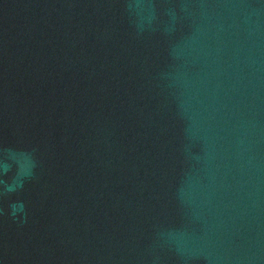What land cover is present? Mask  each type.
Instances as JSON below:
<instances>
[{
    "label": "water",
    "instance_id": "95a60500",
    "mask_svg": "<svg viewBox=\"0 0 264 264\" xmlns=\"http://www.w3.org/2000/svg\"><path fill=\"white\" fill-rule=\"evenodd\" d=\"M0 264H264V0H0Z\"/></svg>",
    "mask_w": 264,
    "mask_h": 264
}]
</instances>
